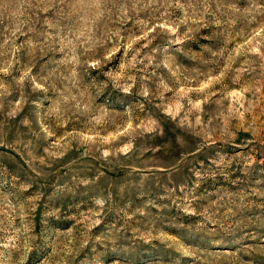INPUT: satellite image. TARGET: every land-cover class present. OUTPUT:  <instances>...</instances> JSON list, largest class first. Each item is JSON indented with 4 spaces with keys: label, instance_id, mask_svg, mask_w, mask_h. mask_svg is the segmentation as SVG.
<instances>
[{
    "label": "rangeland",
    "instance_id": "rangeland-1",
    "mask_svg": "<svg viewBox=\"0 0 264 264\" xmlns=\"http://www.w3.org/2000/svg\"><path fill=\"white\" fill-rule=\"evenodd\" d=\"M0 264H264V0H0Z\"/></svg>",
    "mask_w": 264,
    "mask_h": 264
}]
</instances>
